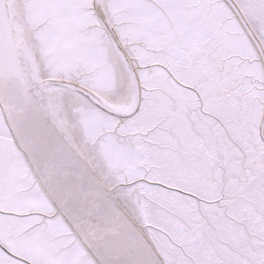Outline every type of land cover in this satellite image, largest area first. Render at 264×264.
I'll return each mask as SVG.
<instances>
[{
    "label": "snow or ice",
    "instance_id": "snow-or-ice-1",
    "mask_svg": "<svg viewBox=\"0 0 264 264\" xmlns=\"http://www.w3.org/2000/svg\"><path fill=\"white\" fill-rule=\"evenodd\" d=\"M0 264H264V0H0Z\"/></svg>",
    "mask_w": 264,
    "mask_h": 264
}]
</instances>
